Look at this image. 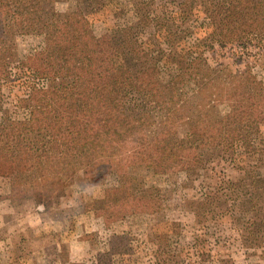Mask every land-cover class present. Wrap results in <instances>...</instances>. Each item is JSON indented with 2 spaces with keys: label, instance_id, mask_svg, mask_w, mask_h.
<instances>
[{
  "label": "rangeland",
  "instance_id": "rangeland-1",
  "mask_svg": "<svg viewBox=\"0 0 264 264\" xmlns=\"http://www.w3.org/2000/svg\"><path fill=\"white\" fill-rule=\"evenodd\" d=\"M0 12V62L10 70L0 68V156L8 160L0 168V264H264V121L252 130L251 152L198 141L186 134L193 120L182 117L177 144L154 169L117 152L87 163L81 141L51 112L30 114L36 102L76 108L74 99L52 97L62 62L54 66L43 51L54 26L36 25L40 12L48 24L74 16L86 39L110 34L123 49L134 42L148 51L153 83L180 103L177 116L197 112L211 91L184 78L189 50L236 94L247 83L264 94L263 24L219 31L222 0H0ZM56 47L58 57L69 52L65 41ZM128 61L123 53L116 64Z\"/></svg>",
  "mask_w": 264,
  "mask_h": 264
},
{
  "label": "trees",
  "instance_id": "trees-1",
  "mask_svg": "<svg viewBox=\"0 0 264 264\" xmlns=\"http://www.w3.org/2000/svg\"><path fill=\"white\" fill-rule=\"evenodd\" d=\"M222 4L226 12L218 24H214L219 31L236 27L240 33L264 25L263 0H222ZM43 15L44 12L38 14L36 25L46 31L48 25L54 26L53 32L46 34L43 51L52 56L54 66L62 62L60 72H55L60 85L54 86L52 97L55 98L56 94L57 101L68 97L74 99L76 108L64 106L61 102H55V105L36 102L30 114L38 112L41 117L45 110L51 112L52 118L64 125L69 135L81 141L87 163L110 158L117 152L141 155L140 159L154 168L177 144V126L182 117L193 120L186 134L198 141L217 142L227 147L237 143L254 151L250 135L264 121L261 89L255 90L253 84L247 83L243 91L236 94L229 80L223 78L219 83L218 73L211 77L205 58L195 56L192 50L185 53L186 58H183L185 54L178 53L184 62V78L199 84L205 82L211 91L208 99L202 101L201 108L192 110L197 112L177 116L175 111L179 110L180 103L172 104L165 93H158L159 88L153 83L152 73L156 71L150 64L152 59L148 51L134 42L124 45L123 49L112 41L110 34L86 39L84 32L73 26L74 16L69 21L63 19L48 24ZM4 20V14L0 12V33H3ZM63 41L69 44V52L58 57L56 44ZM123 53L128 54V64L117 65L116 60ZM0 68L5 73L10 71L1 62ZM145 75L150 76L143 82ZM223 102L228 109L222 113L218 106ZM152 151L158 154L153 160L145 156ZM6 161L7 158L1 155L0 168L8 165ZM223 181L231 186L232 180ZM224 187L220 185L219 188Z\"/></svg>",
  "mask_w": 264,
  "mask_h": 264
}]
</instances>
